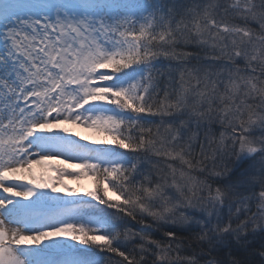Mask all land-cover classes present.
Instances as JSON below:
<instances>
[{"label":"snow or ice","instance_id":"1","mask_svg":"<svg viewBox=\"0 0 264 264\" xmlns=\"http://www.w3.org/2000/svg\"><path fill=\"white\" fill-rule=\"evenodd\" d=\"M0 264H264V0H0Z\"/></svg>","mask_w":264,"mask_h":264},{"label":"bare ground","instance_id":"2","mask_svg":"<svg viewBox=\"0 0 264 264\" xmlns=\"http://www.w3.org/2000/svg\"><path fill=\"white\" fill-rule=\"evenodd\" d=\"M73 131L75 134H79L80 137H87L89 141H97L102 140V137L98 133H93L90 129L85 128L80 125H72ZM58 163V162H57ZM65 182L70 188L75 189L77 192H86L88 190L94 189L93 180L88 175H83V177L76 178H66ZM62 188L63 185H62Z\"/></svg>","mask_w":264,"mask_h":264},{"label":"rangeland","instance_id":"3","mask_svg":"<svg viewBox=\"0 0 264 264\" xmlns=\"http://www.w3.org/2000/svg\"><path fill=\"white\" fill-rule=\"evenodd\" d=\"M72 123H64V124H62V125H60V127H67V128H69L70 130H71V134H75L74 133V131H73V128H72ZM74 125H76V124H74ZM77 125H80L79 123H77ZM80 126H82V125H80ZM84 127V126H83ZM86 128V127H85ZM88 129H90V128H88ZM93 133H98V134H100L101 135V137H102V140H110L111 139V137L110 136H108V135H106V134H104V133H102V132H98V131H96V130H94V129H90ZM40 169L39 168H37V171H39ZM88 176H90L91 177V179L93 180V186H94V188H95V186H96V181H95V179L93 178V176L89 173L88 174ZM80 177H83V175L82 176H80ZM67 181V179H65V182ZM61 190L62 191H65V189L64 188H62V185H61ZM109 195H111V196H113L114 198L116 197V194L115 193H112V192H109Z\"/></svg>","mask_w":264,"mask_h":264}]
</instances>
